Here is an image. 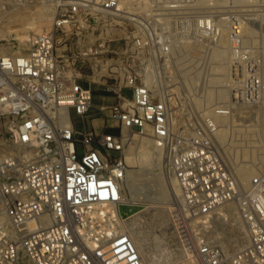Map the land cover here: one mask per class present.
I'll return each instance as SVG.
<instances>
[{
    "label": "built area",
    "instance_id": "obj_1",
    "mask_svg": "<svg viewBox=\"0 0 264 264\" xmlns=\"http://www.w3.org/2000/svg\"><path fill=\"white\" fill-rule=\"evenodd\" d=\"M184 1L144 0L125 13L121 0H0V29L10 13L25 24L38 2L51 8L50 25L28 33L22 49L0 35V146L9 148L0 152V264H171L144 255L131 238L137 211L119 213L129 204L123 152L134 133L163 146L179 190L169 219L184 264H264V171L240 186L214 120L257 105L258 78L203 116L183 93H167L164 79L153 88L146 81L176 43L210 42L214 16L184 13ZM111 16L132 26L122 43L107 28L102 36ZM237 225L245 241L228 249Z\"/></svg>",
    "mask_w": 264,
    "mask_h": 264
},
{
    "label": "rangeland",
    "instance_id": "obj_2",
    "mask_svg": "<svg viewBox=\"0 0 264 264\" xmlns=\"http://www.w3.org/2000/svg\"><path fill=\"white\" fill-rule=\"evenodd\" d=\"M192 1L193 0H191V1L186 0L183 2V5L191 4ZM221 1L218 0L216 2V7L214 6V8H213V5H205V4H203V5L200 4V6L194 5V7L197 8V9H194V10H196L194 12H197L198 14H203V15H205V14H207V15L212 14L213 15L214 14L213 16H215V14L218 13V17L219 16L225 17V15H227L226 17H229L230 19H232L231 21H234L235 25H232L231 21H230V24H228L230 27H233V28H236V26H238V27L243 26L239 21L236 20V19H238L236 15H241L242 13L243 14H245V13L258 14L259 13L258 14L259 16H256V17H258L257 18L258 22H259L258 24L261 25V22H260L261 18L260 17L263 18L262 23L264 21V15H263L264 11L262 10V8L264 9V0H261V1L260 0H248V2H247V0H245L246 2H244L243 0L242 1L239 0L240 3L237 2L238 0L237 1L236 0H223L222 2ZM244 3H246V4H244ZM158 5L155 4L154 6L158 7ZM246 5H248V6H246ZM47 6L48 5L41 4L40 2L35 4V6H33L34 10H36L35 16H37V14H38L37 12H39L41 10H43V12H44V9ZM204 6H206L207 8H205ZM209 6H212V7H209ZM249 7H251L250 8L251 12H248ZM45 11L48 12V10H46V9H45ZM199 11H201V12H199ZM220 11L222 14L220 13ZM10 14H9V16L7 15V17L5 18V21L3 24V30H6V29L10 30L11 28L18 27L17 32H21L19 34H21L24 37H25V35H28L29 32L36 31L34 26L37 24V21H36L37 18L35 16L31 21H29V19L28 20L26 19V21H25L26 23L23 24L24 21H22L20 17L18 18L16 15L14 17V15H12V13H10ZM27 21H29L28 24H27ZM101 27L103 28L102 36L105 35L104 28H107V29L114 32L113 37L118 39V40H116V42H113V43H117L118 41H120L122 39V37H124V35H131V31H132V26L130 24H128L126 21H123L120 18L113 17V16L104 18V21L102 22ZM252 27H253L254 33H255L254 36H252V38L254 37V39L248 37L249 39L246 38V41H243L244 42L243 43L242 39H241V38H243L242 35H241L242 37H240V35H234V36L240 37V39L237 38L238 39L237 44L238 43L240 44L239 45L240 51H237L235 49V45H234L235 41L232 42L231 44L224 45L225 47L224 46L223 47H224V49L227 47L226 49H228V54H230L228 56L229 57L228 61L236 62L238 59L241 60V61H237V62H242L241 65L243 67L244 76L247 75V76H245V78L249 79L248 74L250 75V77L252 76V74L256 75V77L258 76L257 78H259V79L261 77L263 82L262 81L260 82V80H259V82H260V88L262 89V86L264 85V76H263V71L262 72H259V71H261L260 69L264 68V63H263L264 59L261 61L262 57H264V55H263L264 54V48H263L264 44L262 42L261 32L258 30L257 26L252 25ZM45 28H47V27L42 26V29H45ZM260 30H261V28H260ZM99 31L100 30L97 29L93 36L98 37L100 34ZM231 32H233V31L231 30L229 35L233 37V35H231L233 33H231ZM15 34L13 33L12 34L13 36L10 35L11 37H9V36L7 37V39H9V41H7L5 43V46H9L11 48L13 45H15V47L12 48L13 50L22 49L23 48L22 43L24 42V40H23L24 37L22 38V36H21L18 38L17 37L13 38ZM244 37H247V35H245ZM255 37L256 38L258 37V38L256 39ZM257 42H258V44H257ZM120 43H122V41H120ZM260 43H261V45H260ZM231 45H232V47H231ZM242 46H244L246 49H244V47H242ZM233 49H235V50H233ZM249 49H251V51L252 50L253 51L247 56V54L249 53V51H248ZM260 49H262L263 52H262V50L260 52ZM246 50L248 52L247 54H246ZM254 50H257L258 52L256 51V53H255ZM202 53H204V51L198 49L194 45L187 44V46L182 48L181 51L175 50L172 53H170L171 56L169 55L167 57V59H169V61L167 62V66H170L169 70H174V67H176L175 64H178L179 61H181V62H183V61L187 62L188 61L189 66H192V64H193V66H194V64H195V66H197L198 64L200 66H202L200 63H198L196 65V63L200 61L199 56ZM238 53H239V56L236 55ZM252 53H255V54L259 53L260 57L258 58V56L256 57ZM240 54L241 55L243 54L242 57ZM180 55L181 56L186 55V56H184L183 60H182V58H180L181 59L180 60V59H178V57ZM234 55L237 56V58H235ZM250 55H252L253 58H254V56L256 59L258 58L257 61H255L256 60L255 58L254 59L250 58ZM176 56H178L177 61L175 60ZM244 56H245V58H244ZM191 57H192V59H191ZM197 57H198L199 61H196V60H198ZM193 59H195V60H193ZM247 59H248V62H250V64L247 63V61H246ZM189 60H191V63L189 62ZM195 61H196V63H195ZM258 61L260 62L259 64H257ZM253 62L256 64V66H253L254 70L252 71L250 69H251L252 65H255ZM261 63L263 64L262 68H260L262 66ZM163 65L164 64H161L159 62V65L157 66V68H154L153 75L156 79H158V78L163 79L162 75H165V73L163 74V71H164ZM199 65L197 66L198 68L200 67ZM257 65H259L260 67H258ZM255 67L257 68L256 70H255ZM206 75H207V72L205 73V76ZM226 84L229 85V81H227ZM228 85H226V86H228ZM198 92L200 94V91H197L196 93H198ZM170 93H171V91H170ZM261 96H262V99H261L262 101H260L261 103H258L255 106H239L238 108L235 107L232 115H229V118H228L229 125L232 124V125H235L236 127H240V128L242 127L241 129L243 130V131H238L239 134L241 132V136L238 135L237 131L232 132V130L231 131H230V129L228 130V139H226V141L229 140L230 134L232 136V134L234 133L233 134V141L234 142L231 145V152L226 151V148L229 146L227 143H226L227 145L225 143L223 145L222 142L221 143L219 142V144L217 142L219 150L221 151L222 155L226 158V160H227L229 166L232 168V170L234 169L235 165H241L242 162H243V164L249 163V160H246L247 156H244L243 161H242V157L240 156L242 154L240 153V150H242L244 148L248 150L251 148L252 149L251 152H253V154H256V151H253V149H256V148H252V147L253 146L255 147V145H257L259 143V141H260V143L258 145L264 146V126H263L264 125V110H263L264 109L263 108V106H264V94H261ZM109 98H106L107 99L106 101L110 100ZM226 100H227L226 101L227 103H230L229 95L227 96ZM100 101H101V96L95 95L94 102L99 103ZM184 101H185V104H188L191 106L193 105V103L186 96H185ZM192 107L194 108V106H192ZM198 109L199 108H196L197 111H199ZM241 115L242 116L244 115L243 118L241 117ZM239 117H241L242 119H244L246 121L243 120V122H241L242 119L240 120ZM253 117H255L256 120H254L255 118L253 119ZM247 118H248V120H247ZM99 119L101 121L104 120V118H101V117ZM87 124H89V123H87ZM78 128L81 129L82 125L81 124L78 125ZM246 128H248V129L252 128V129H251V131L249 130L248 132H245L244 130ZM134 134H137V133H134ZM134 134H133V137L130 139V143L128 144V146L125 148V151L123 152L124 157L127 154V152H130V154H132V155L138 154L140 146L143 142V136L144 135L141 137L139 134H137L136 136H134ZM249 134H251V135H249ZM243 135L245 137H243ZM145 136L147 137L148 135H145ZM148 138H151V137L148 136ZM250 139L252 140V142ZM216 141H218V140H216ZM247 143L249 144V146L247 145ZM252 143H255V144L251 145ZM5 144L8 145L7 142H5ZM144 144H146V143H144ZM8 150H9V148H7L5 146H0V152H4V151H8ZM232 150H234V151H232ZM236 150H238L239 152L237 153ZM256 150H258V149H256ZM161 151H163V148ZM248 151H249L248 152V158H249V156H251V154H250L251 152H250V150H248ZM257 153H258V151H257ZM234 158L237 160H234ZM127 164H128V170H127L128 173L126 174V178H125L124 201L125 200L127 201V200H129V198H132L134 196L133 192H130V191H132L133 188L136 189L137 191L139 189V193L142 196L143 195L144 196L142 197L141 195L138 194V196L142 200L139 203L121 204L119 206V213L122 217H126V216L130 215L132 212L137 211L130 216V220H129L130 221L129 230L132 231L133 234L136 236L137 246L144 253V255H148L149 257L150 256L156 257L158 255H162V257H164V259H166V261H168L171 264H184V260L177 256L178 251H177V248L175 246V236H174V233L172 231V226H171L170 219H169V211H170L171 206L173 204V200H172V197H171L169 191L166 190L168 183L170 181V176L167 174V172L165 170L164 161L162 159V152H161V156L159 157V160L157 162H153V160H151L148 163L143 164V165L142 164L140 165L138 163H136V164L135 163H133V164L127 163ZM260 169H262V168H260ZM156 182L158 184H160L161 187L166 188L165 189L166 190L165 191V197H164L163 201L166 202L167 204L165 203V205L162 207L159 206L161 204L158 203L157 198H155L156 193L154 191H156V188L158 187V184ZM131 186H133V188ZM150 192H151V194H150ZM145 195H146V197H145ZM157 203H158V205H157ZM229 215H231L230 217L232 220L233 216H232V213H230V210H229ZM219 229H220V226L217 224L216 230H215V232H213L215 236L219 235L218 234ZM235 231H236L235 236L239 237V240H242V238H240L241 227H239V226L236 227ZM235 236L232 239L225 242V246L228 249L233 248L232 243L234 242ZM233 245H235V242L233 243Z\"/></svg>",
    "mask_w": 264,
    "mask_h": 264
},
{
    "label": "bare ground",
    "instance_id": "obj_3",
    "mask_svg": "<svg viewBox=\"0 0 264 264\" xmlns=\"http://www.w3.org/2000/svg\"><path fill=\"white\" fill-rule=\"evenodd\" d=\"M189 1H191V0H189ZM217 1L218 0H193L192 1L193 4L191 3V4H188V5H185V7H183L182 10L185 11L184 13H197V12H194V11H196L194 9H197V8L194 7V5H199V6H200V4H202V5L203 4H205V5H213V8H214V6L216 7V2ZM243 1L246 2L245 0H243ZM143 2H144V0H121L120 8L125 13H132V12H135L139 7L142 6ZM237 2H239V0ZM247 2H248V0H247ZM244 4H246V3H244ZM246 6H248V5H246ZM204 7L207 8L206 6H204ZM209 7H212V6H209ZM250 8L251 7L248 8V12H251ZM45 9L48 10V12L45 11ZM45 9H44V12L41 9H40L41 11L37 12L38 14H37V16H35L37 18V20H36L37 24L34 26L36 31L29 32V35H31L32 33H36V32L41 31L42 26L48 27L50 25V19H51V12L50 11H51V8H50V6H47ZM168 10H170V11H168L166 14H168L169 16L172 15V14H176L175 12L173 13L171 8H168ZM262 10L264 11L263 8H262ZM145 11H148V9H146ZM199 12H201V11H199ZM220 13H221V11H220ZM258 14H249V13L243 14L242 13L241 15H236L237 18H238L236 20L239 21L243 26L242 27L236 26V28H233V27H230L228 25V24H230V21L232 19H230L229 17H226L227 15H225V17L224 16L223 17H220V16L218 17V13H217L214 16V21L215 20L216 21L214 22V26H215L214 30H213L212 34L210 35V39H209L210 42H207L206 44L205 43L203 44V42L202 43H188V42H184L183 41V42H178L175 45H173V47L171 49V53L173 51H175V50L181 51L182 48L187 46V44L194 45L198 49L204 51V53L200 54V56H199L200 57V61H199V59L197 57L198 60H196V61H199V62L196 63V61H195L196 65L198 63H200L202 65V66H200L198 64L201 68L200 67L198 68L197 67L198 65L195 66V64H194V66H193V64H192V66H189L188 65V61L187 62L179 61L178 64H175L176 67H174V70H169L170 66H167V62L169 61V59H167L165 57V59L163 61V64H164L163 65L164 66L163 67V69H164L163 74L165 73V75H162L163 76L162 78L165 81V88H167L166 89L167 93H170V91H171V93H177V94L180 93V92L183 93L193 103L192 106H194V108H199L198 110H199V113H200L201 116H203L204 114L210 113L212 111L211 110L212 106H215V105H224L225 106L227 104L229 105V103L226 102L227 101L226 100L227 96L229 95V98H230L231 97V91L234 88L238 87V86L242 87L243 86V82L247 81L248 79L245 78V76H247V75L244 76L243 67L241 65L242 62L228 61V58H229L228 56L230 54H228V49H226L227 47L224 49V47H225L224 45L231 44L232 42L235 41V40H232L234 35H233V37L229 35L231 30L236 32L237 35H240V37L243 36V38H241L242 42L246 41V38H248V37L252 38V36H254V34H255L252 25H256L258 30L261 32V38H262V42L264 44V21L262 23L263 18L260 17L261 20L260 19L259 20L261 22V25L258 24L259 23L258 19H257L258 17H256V16H259ZM168 15L159 16L156 20L159 21V22H162V21H164L167 18ZM231 22H232V25H235L234 21H231ZM260 28H261V30H260ZM13 32H14V34L16 33L13 38H16V37L18 38V37L22 36L21 34H19L21 32H17V31L15 32V30H13V29L12 30L11 29L10 30H7V29L3 30L2 28L0 29V35L2 37H4V38H6V37H8L10 35L13 36L12 35ZM29 35H25V37L22 36V38L24 37L23 40H27ZM245 35H247V37H244ZM240 37H238V39H240ZM252 39H254V37ZM257 44H258V42H257ZM260 45H261V43H260ZM231 47H232V45H231ZM242 47H244V46H242ZM263 48H264V46H263ZM244 49H246V48L244 47ZM262 49H260V52H261ZM233 50H235V49H233ZM248 51H249V53L246 50V54L248 53L247 56L253 50L251 51V49H249ZM254 51L256 53L257 50H254ZM262 52H263V50H262ZM255 53H252V54H254L256 57L258 56V58H259L260 57L259 53H257L258 55L255 54ZM236 55L239 56V53L236 54ZM242 55H241V57H242ZM184 56H186V55H182V56L180 55L179 57L176 56V58L175 57L174 58H175L176 61H177V57H178V59L182 58V60H183ZM255 56H254V58H255ZM234 57L237 58V56H235V55H234ZM244 58H245V56H244ZM250 58H253L252 55H250ZM191 59H192V57H191ZM248 59L246 61H247V63L250 64V62H248ZM257 59L255 61H257ZM263 59H264V57H262L261 61ZM193 60H195V59H193ZM189 62L191 63V60H189ZM259 63L260 62L258 61L257 64H259ZM263 63H264V61H263ZM253 66H256V64L252 65V67L250 69L252 71L254 70ZM257 66L260 67L259 65H257ZM262 67H263V64H262V66L260 68H262ZM256 69L257 68L255 67V70ZM260 70L261 71H259V72L263 71V76H264V68H262ZM206 72H207V75L205 76ZM233 73H235V75L240 76V77L238 79H234L233 78L234 77ZM146 78H147L146 81H147V84L149 85V87L153 88L154 85H156V83H157L156 82L157 79L154 77L153 74H148ZM248 78H250L249 74H248ZM258 80H260V82H261L262 81L261 77H260V79L258 78ZM227 81H229V85L226 84ZM226 85H228V86H226ZM197 91H200V94H199V92L196 93ZM261 94H264V85L262 86ZM260 101H262V100H260ZM259 103H261V102H259ZM263 108H264V106H263ZM243 116L241 115L242 118H243ZM241 117H239L240 120L242 119ZM228 118H229V116H220V115H215L214 116L215 122L219 125V128H218V130L215 133V137H216V140H218L217 141L218 144H219V142L220 143L222 142L223 145H224V143L225 144L227 143L229 146L226 148V151L227 152H229V151L231 152V145L234 142L233 141V134L234 133L232 134V136L230 134L229 140L226 141V139H228V130L230 129V131L232 130V132L233 131H237L238 132V131H243V130L241 129L242 127L241 128L240 127H236L235 125H232V124L229 125ZM254 118L255 117H253V119ZM243 120L244 119H242L241 122H243ZM247 120H248V118H247ZM254 120H256V118ZM244 121H246V120H244ZM251 129L252 128H249V129L246 128L244 131L248 132L249 130L251 131ZM136 135L137 134H134V136H136ZM238 135L241 136V132H240V134L238 132ZM244 135H243V137H245ZM249 135H251V134H249ZM251 142H252V140H251ZM144 143H146V144H144ZM259 143H260V141H259ZM254 144L255 143H252L251 145H254ZM258 144L255 145V147L254 146L252 147V148L258 149V150L253 149V151H256V154H253V152H251L252 151L251 148L248 149L251 152L250 153L251 156H249L250 159L248 158V152L249 151L247 149L244 148V149L240 150V153L242 154V155H240L242 157V161H243V157L244 156H247L246 160H249L248 164H243V162H242L241 165H235V167L233 169L234 173H235V175L237 177V180H238V182H239L241 187H246L248 185V182H249L250 178L253 175H255L258 172L264 171V146L258 145ZM247 145L249 146L248 143H247ZM162 148H163V146H162V144H161L159 139H154V138L151 139V138H148V136L146 137L144 135L143 136V142H142V144L140 146L138 154L132 155V154H130V152H127V154L125 155L124 159H125L126 163H129V164L138 163L140 165L141 164L143 165V164L148 163L151 160H153V162H157L159 160V157L161 156V152H162V159H163V151H161ZM232 151H234V150H232ZM257 151H258V153H257ZM236 152L238 153L239 151L236 150ZM234 160H237V159L234 158ZM260 168H262V169H260ZM127 173H128V171H127ZM131 187L133 188V186H131ZM163 188L164 187H161L160 184H158V187L156 188V191H154L156 193L155 198H157V200H158L157 202L161 204V205H159L160 207L164 206L165 203H166V202L163 201V199L165 197V191L166 190L169 191L173 202L178 201L179 190H178V187H177V185H176V183H175L173 178H170V181L168 183L167 189L166 188L163 189ZM130 192H133L134 196L132 198H129V200H127V201L125 200L126 202H128V203H139V202L142 201L140 199V197L138 196V194L141 195L139 193V189L137 191L136 189L133 188L132 191H130ZM150 194H151V192H150ZM145 197H146V195H145ZM158 203H157V205H158ZM229 210H230V213L234 214L233 209H229ZM238 226L242 227L240 225H237V227ZM128 232H129L131 238L133 239V241L135 242V244L137 245L136 236L133 234L132 231L128 230ZM232 238L233 237H231L230 239H232ZM240 238H242V240H239V237L235 236V238H234L235 245H233L234 242L232 243L233 248H236V247H238V246H240L241 244L244 243L245 235L243 233V229L241 230Z\"/></svg>",
    "mask_w": 264,
    "mask_h": 264
}]
</instances>
